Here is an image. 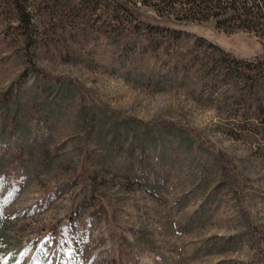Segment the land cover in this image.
<instances>
[{
  "label": "rangeland",
  "instance_id": "374dc122",
  "mask_svg": "<svg viewBox=\"0 0 264 264\" xmlns=\"http://www.w3.org/2000/svg\"><path fill=\"white\" fill-rule=\"evenodd\" d=\"M122 1L0 0V264H264V40Z\"/></svg>",
  "mask_w": 264,
  "mask_h": 264
},
{
  "label": "trees",
  "instance_id": "16d2710c",
  "mask_svg": "<svg viewBox=\"0 0 264 264\" xmlns=\"http://www.w3.org/2000/svg\"><path fill=\"white\" fill-rule=\"evenodd\" d=\"M119 4L125 13L121 20L124 26L130 28L144 24L139 19V6L135 0H123ZM139 4L152 5L157 17L167 21L182 24L212 18L225 30L242 29L264 40V0H139ZM17 8L25 26L32 25L26 6L17 3ZM150 27L160 28V25ZM173 37L176 36L173 34ZM221 63L218 76H222L224 82L233 81L238 89V100L243 103L237 114L250 117L248 125L244 124L242 129L252 130L254 120H260L264 125V54L244 60L229 57L224 52Z\"/></svg>",
  "mask_w": 264,
  "mask_h": 264
}]
</instances>
